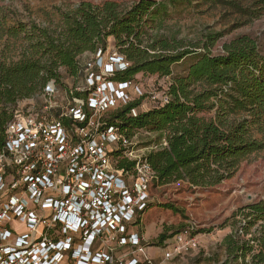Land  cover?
<instances>
[{
	"label": "trees",
	"instance_id": "1",
	"mask_svg": "<svg viewBox=\"0 0 264 264\" xmlns=\"http://www.w3.org/2000/svg\"><path fill=\"white\" fill-rule=\"evenodd\" d=\"M258 2L264 6V0ZM162 7L156 0H138L127 9L110 1L100 5L84 2L64 13L54 31L36 26L27 31L21 23L4 28L12 38L25 33L27 47L18 61L0 64V154L17 104L42 94L49 82L67 94L60 70L77 79L81 64L99 48L105 49L112 38L115 51L129 63L126 71L111 78L117 82L133 80L138 74L167 78L173 66L196 56L186 74L164 88L169 98L166 104L132 116L144 96L103 119L105 127L118 129L126 138L131 139L137 131L160 138L145 155L153 185L183 182L190 188L212 189L231 179L250 156L264 155V53L248 36L223 44L221 53L215 55L210 49L219 34H206L201 41L188 44L150 37L146 24ZM75 96L84 97L85 93ZM210 113L211 117L205 116ZM254 131L261 138H256ZM111 155L118 170L133 171L135 163L121 151ZM151 206L138 215L140 227ZM162 207L182 213L171 204ZM240 213L244 223L238 234L223 240L228 260L245 263L248 258V264H264V198ZM181 229L176 234L191 229L192 236L200 235L191 223ZM168 238L162 232L156 244L161 246Z\"/></svg>",
	"mask_w": 264,
	"mask_h": 264
},
{
	"label": "built area",
	"instance_id": "2",
	"mask_svg": "<svg viewBox=\"0 0 264 264\" xmlns=\"http://www.w3.org/2000/svg\"><path fill=\"white\" fill-rule=\"evenodd\" d=\"M128 67L114 47L99 48L81 64L63 107L17 112L7 124L0 154V264H170L197 251L201 235L189 229L156 248V263L136 224L151 203L153 173L145 155L152 148L139 155L132 139L103 121L145 96L133 80H111ZM59 93L49 82L42 97ZM149 98L157 106L169 100L165 91ZM50 109L58 110L51 115ZM114 151L135 163L132 172L116 168Z\"/></svg>",
	"mask_w": 264,
	"mask_h": 264
},
{
	"label": "rangeland",
	"instance_id": "3",
	"mask_svg": "<svg viewBox=\"0 0 264 264\" xmlns=\"http://www.w3.org/2000/svg\"><path fill=\"white\" fill-rule=\"evenodd\" d=\"M107 1L116 2L121 9H127L138 0H4L0 3V28H3L0 29V64L18 61L27 47L25 33L12 38L4 28H15L21 23L27 31L32 26L54 31L60 26L61 16L81 3L100 5ZM156 1L163 3V7L146 24L150 37L174 38L188 44L201 41L206 34H219L220 37L210 49L211 54L215 55L221 53L223 44L248 36L255 40L259 50L264 53V6L258 0ZM107 46H115L112 38L107 40ZM195 57L186 58L173 66L167 78L143 74L135 76L133 81L146 96L137 112H145L156 106L149 95L160 94L172 80L184 76ZM60 72L67 89H74L78 82L67 77L64 70ZM63 96L61 90L59 95L51 99L43 98L40 94L19 102L15 110L23 114H43L49 105L52 108L63 107ZM55 110L58 109H50V114L54 115ZM212 115L210 113L205 116ZM253 134L261 138L258 131ZM131 139L139 155L147 152L145 148H154L160 141L158 136L145 131L135 132ZM149 194L152 206L143 217L142 228L148 238V247L155 255L160 256L156 248L163 247V244H156L160 233L165 232L169 240L182 230V226L191 223L201 235L200 245L194 253L174 261L178 260L181 264H248V258L245 263L240 259L228 260L223 240L227 235L238 234L244 223L240 210L264 198V155L250 156L231 179L215 188H190L183 182L166 186L151 183ZM165 204L173 205L182 213L174 214L162 207ZM17 228L21 229L19 226ZM155 260L158 263L159 258Z\"/></svg>",
	"mask_w": 264,
	"mask_h": 264
},
{
	"label": "crops",
	"instance_id": "4",
	"mask_svg": "<svg viewBox=\"0 0 264 264\" xmlns=\"http://www.w3.org/2000/svg\"><path fill=\"white\" fill-rule=\"evenodd\" d=\"M142 223H143V221H142ZM142 223H141V228H142ZM20 227V226H19ZM146 229H147V227H145ZM142 230V232L144 231V229L142 228L141 229ZM145 235V234H144ZM145 237H146V235H145ZM147 238V237H146ZM148 239V238H147ZM148 253H149V255L155 260L156 258L158 259V258H160V256H157V255H155L154 254V252H152L151 251V249L150 250H148ZM180 260V259H179ZM155 262H156V260H155ZM174 263H170V264H181L178 260L177 261H173ZM157 263V262H156Z\"/></svg>",
	"mask_w": 264,
	"mask_h": 264
}]
</instances>
